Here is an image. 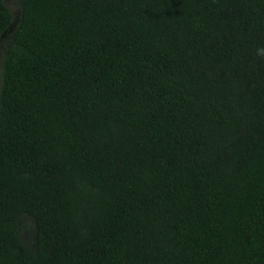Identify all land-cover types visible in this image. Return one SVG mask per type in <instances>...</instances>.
<instances>
[{"label": "trees", "instance_id": "16d2710c", "mask_svg": "<svg viewBox=\"0 0 264 264\" xmlns=\"http://www.w3.org/2000/svg\"><path fill=\"white\" fill-rule=\"evenodd\" d=\"M18 2L0 264H264V0Z\"/></svg>", "mask_w": 264, "mask_h": 264}, {"label": "rangeland", "instance_id": "374dc122", "mask_svg": "<svg viewBox=\"0 0 264 264\" xmlns=\"http://www.w3.org/2000/svg\"><path fill=\"white\" fill-rule=\"evenodd\" d=\"M7 6L13 14V22L9 29L0 36V72L3 56L9 46L10 35L14 31L20 15V6L18 0H5Z\"/></svg>", "mask_w": 264, "mask_h": 264}]
</instances>
